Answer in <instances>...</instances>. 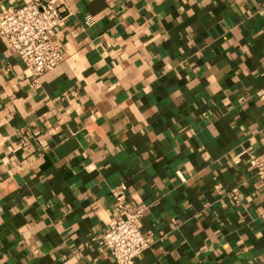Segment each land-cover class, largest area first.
<instances>
[{"label": "crops", "instance_id": "1", "mask_svg": "<svg viewBox=\"0 0 264 264\" xmlns=\"http://www.w3.org/2000/svg\"><path fill=\"white\" fill-rule=\"evenodd\" d=\"M58 1L38 83L0 38V264H114L118 187L133 264H264V0Z\"/></svg>", "mask_w": 264, "mask_h": 264}, {"label": "built area", "instance_id": "2", "mask_svg": "<svg viewBox=\"0 0 264 264\" xmlns=\"http://www.w3.org/2000/svg\"><path fill=\"white\" fill-rule=\"evenodd\" d=\"M65 8L58 0H33L18 7L0 11V38L13 51L30 73L33 83L57 67L62 52L54 39L64 21ZM248 165L254 171L264 190V154L249 157ZM116 216L97 238L98 245L107 250L114 264H133L150 247V237L143 236L138 227L142 209L130 210L123 188L112 191ZM231 200L239 202L235 190Z\"/></svg>", "mask_w": 264, "mask_h": 264}]
</instances>
